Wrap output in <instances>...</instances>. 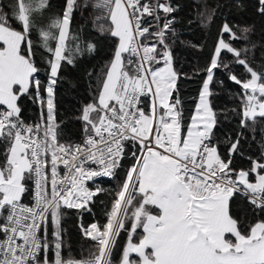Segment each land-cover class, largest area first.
<instances>
[{"label": "snow or ice", "instance_id": "obj_1", "mask_svg": "<svg viewBox=\"0 0 264 264\" xmlns=\"http://www.w3.org/2000/svg\"><path fill=\"white\" fill-rule=\"evenodd\" d=\"M228 6H212L202 22ZM231 7L264 20V0ZM90 10L113 52L73 138L59 118L57 87L66 65L96 50L73 29ZM180 11L179 0H63L55 13L52 0H0V264H264L256 25L224 19L208 62L190 74L175 55ZM194 75L201 79L186 116L182 82ZM233 86V107L217 105L218 90ZM28 101L38 111L31 122ZM231 119V132L218 135ZM257 136L259 153L246 154ZM99 178L119 183L110 191ZM101 194L111 197L106 222L85 224ZM66 210L78 213L92 242L87 257L65 253Z\"/></svg>", "mask_w": 264, "mask_h": 264}, {"label": "trees", "instance_id": "obj_2", "mask_svg": "<svg viewBox=\"0 0 264 264\" xmlns=\"http://www.w3.org/2000/svg\"><path fill=\"white\" fill-rule=\"evenodd\" d=\"M181 11L178 14L177 31L179 39L174 48L175 55L179 57V65L184 71L192 73L195 68H202L211 55L213 45L217 39V32L220 24L224 19H228L231 23L244 26L246 24H255L256 33L252 40L257 45L254 50V58L257 65L264 63V20L255 16L251 11H242L231 7L232 0H179ZM54 13L60 10L63 0H52ZM227 3L228 7L220 8L217 11L212 23L202 22L201 13L207 14L211 7ZM99 15L95 10L84 11L77 14L73 20V29L81 39H88L96 43V50L91 54H86L79 58L76 66H65L63 72V82L57 87V100L59 118L64 120V130L67 135L76 138L80 132V122L76 120L79 114L81 105L86 103L92 94V89L97 86V77L102 74L107 63L110 61L113 52L114 41L106 35L100 34L98 31L96 16ZM191 20V22H189ZM33 40L36 37L33 36ZM200 45L202 47H193ZM243 46V45H241ZM91 73L92 75H89ZM43 73L41 78H43ZM221 78H223L221 76ZM201 76H193L190 80L183 81L181 91V99L184 104L185 115L190 116L194 110L195 96L199 88ZM238 89L233 86L231 92L225 93L223 90H218L215 98V103L220 107H233V95ZM23 115L27 120H33L37 117L38 111L30 102H26ZM235 119L228 122H223L218 130V135L223 136L225 133H230L235 126ZM257 143H253L251 139L245 145L246 154L259 153V136ZM246 164L247 161H243ZM100 186L114 190L119 183V180L109 181L108 178H101L97 181ZM111 197L108 194H101L92 206V213L85 214L83 222L90 224L106 222L105 212L110 205ZM241 215L245 213L242 206L237 208ZM63 226L66 229L65 240L67 248L66 255H70L77 259L87 257L92 248V242L84 238L78 227V213L75 210H66ZM124 239V234H121Z\"/></svg>", "mask_w": 264, "mask_h": 264}, {"label": "built area", "instance_id": "obj_3", "mask_svg": "<svg viewBox=\"0 0 264 264\" xmlns=\"http://www.w3.org/2000/svg\"><path fill=\"white\" fill-rule=\"evenodd\" d=\"M29 122H31V120H29ZM99 179H101V178H99ZM99 179H98V180H99ZM97 183H98V182H97Z\"/></svg>", "mask_w": 264, "mask_h": 264}, {"label": "rangeland", "instance_id": "obj_4", "mask_svg": "<svg viewBox=\"0 0 264 264\" xmlns=\"http://www.w3.org/2000/svg\"><path fill=\"white\" fill-rule=\"evenodd\" d=\"M100 180V179H99Z\"/></svg>", "mask_w": 264, "mask_h": 264}]
</instances>
